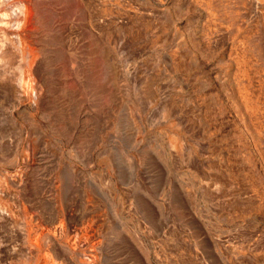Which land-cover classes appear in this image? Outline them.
I'll return each mask as SVG.
<instances>
[{
	"label": "rangeland",
	"instance_id": "obj_1",
	"mask_svg": "<svg viewBox=\"0 0 264 264\" xmlns=\"http://www.w3.org/2000/svg\"><path fill=\"white\" fill-rule=\"evenodd\" d=\"M101 3L117 99L86 182L132 239L114 264H264V0Z\"/></svg>",
	"mask_w": 264,
	"mask_h": 264
},
{
	"label": "bare ground",
	"instance_id": "obj_2",
	"mask_svg": "<svg viewBox=\"0 0 264 264\" xmlns=\"http://www.w3.org/2000/svg\"><path fill=\"white\" fill-rule=\"evenodd\" d=\"M103 15L101 0H0V264H114L134 250L86 182L117 99L116 17L105 32Z\"/></svg>",
	"mask_w": 264,
	"mask_h": 264
}]
</instances>
